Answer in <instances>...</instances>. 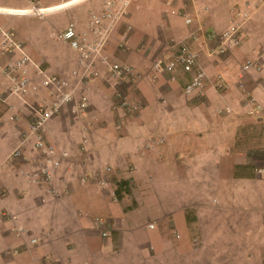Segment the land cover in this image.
I'll use <instances>...</instances> for the list:
<instances>
[{
    "label": "crops",
    "instance_id": "crops-1",
    "mask_svg": "<svg viewBox=\"0 0 264 264\" xmlns=\"http://www.w3.org/2000/svg\"><path fill=\"white\" fill-rule=\"evenodd\" d=\"M191 1L145 0L129 6L125 21L110 34L106 54L139 67V60L155 50L171 54L166 41L171 33L176 41L195 35L197 41L189 42L202 53L207 72L203 93L184 94L191 75L180 67L176 80L152 73L149 81L123 87H129L130 98L142 110L136 117L126 116V124L122 116L125 125L116 121L115 126L102 122L116 110L114 87L103 78L81 85L89 98L88 112L78 121L67 112L49 125L51 145L69 155L54 190L32 183L37 164L27 151L11 159L22 144L21 129L30 121L27 105L15 97L0 101V264H202L206 254L215 264L216 252H234L233 242H242V236L232 239V226L225 221L237 204L240 210L264 208V169L256 165L264 138L252 133L264 127V6L253 15L241 45L211 59L208 48L216 45L213 38L227 28L235 7L253 0ZM102 3L43 0L44 7L64 8L41 16H0V25L14 29L31 58L33 83L39 82V68L70 74L77 55L58 34L71 22L86 32L91 13L101 12ZM26 6L25 0H0V7ZM17 17L41 24L19 29ZM123 22L128 28L122 33ZM217 59H223L224 73L216 77L211 67L216 70ZM248 61L260 69H249L247 75L243 66ZM50 98L41 88L24 100L41 104ZM251 101L262 107L258 115L252 113ZM260 131L255 133L262 135ZM84 140L89 141L85 149ZM250 143L260 148H249ZM92 172L98 176L91 177ZM212 194L218 195L216 202L208 199ZM215 210L222 212L223 229L211 216ZM100 219L105 221L101 227ZM240 226L233 232L242 233Z\"/></svg>",
    "mask_w": 264,
    "mask_h": 264
},
{
    "label": "built area",
    "instance_id": "built-area-1",
    "mask_svg": "<svg viewBox=\"0 0 264 264\" xmlns=\"http://www.w3.org/2000/svg\"><path fill=\"white\" fill-rule=\"evenodd\" d=\"M26 7H0V16H32L45 15L54 12L51 7H44L43 0H25ZM101 12L91 13L88 30L82 32L75 22H71L58 38L77 55L75 68L70 72L73 78L43 72L40 68L35 75L39 83H33L29 76L28 67L31 65L30 56L24 51L23 44L18 42L14 29L0 25V101H7L10 97L19 99L27 105L30 121L26 129H21L22 144L13 152L11 159L24 157L26 151L30 158L37 164L32 173V183L38 187L55 189L56 176L62 167L68 153L58 151L48 139L50 123L69 112L75 121H78L90 109L89 98L81 85L88 81L103 78L115 89L117 103L115 109L124 117H136L141 110V104L132 100L122 88L129 82L140 79L135 67L129 63H119L106 54V44L110 34L113 33L118 23L125 17L126 9L131 0H102ZM264 6V0H253L244 6L235 7L233 17L227 28L216 35L214 47L208 48L207 57L215 59L225 56L233 49L239 47L243 41L244 32L251 22L256 11ZM22 12L19 14L11 13ZM24 13V14H23ZM187 24L192 23L191 18L186 19ZM197 41L195 35L188 39L176 41L171 39L169 48L171 54L158 57L152 64L154 76L167 74L176 80L178 68L191 75V80L184 87L186 96L203 93L207 72L201 65L202 53L195 50L189 42ZM20 53L19 57H16ZM4 59L5 62H2ZM250 67H259L256 62L248 61L243 67L244 71ZM222 85V83H220ZM46 89L50 93V101L41 104H31L24 97L31 90ZM259 105H255L252 113H258ZM14 120V117L11 118ZM89 141H83V149L89 147ZM92 172L91 177H97ZM87 177L83 178V182ZM100 219L98 226L104 224ZM21 231V230H19ZM107 236L106 233L103 234ZM31 244L37 239H31ZM18 253V251H15Z\"/></svg>",
    "mask_w": 264,
    "mask_h": 264
},
{
    "label": "rangeland",
    "instance_id": "rangeland-1",
    "mask_svg": "<svg viewBox=\"0 0 264 264\" xmlns=\"http://www.w3.org/2000/svg\"><path fill=\"white\" fill-rule=\"evenodd\" d=\"M144 1L145 0H131L130 4L128 5V7L126 9L125 16H127L128 13H129L128 12L129 6H132L134 3H138V2L140 3L138 6H141V5H143V2ZM188 1H190L192 3L191 0H188ZM63 4H65V3H61V5H63ZM59 6L57 5V6H54V7H51V8H53L54 11L55 10H60V9L64 8L62 6H60V7ZM2 17L3 18H6V19H9L8 16H2ZM13 19L16 22V25H17V27L19 29H21V28L24 29L25 27H28V26H31L33 28V27L38 26V25L41 24V22H39L37 19H32L31 17H21V18L20 17H17V18H13ZM121 21H125V20L122 19ZM149 21H151L153 23L152 25H154L155 28L156 27H159V29H161V31H162L163 28L161 26H157L158 25V22H157L156 19L154 20L153 18H151V20H149ZM124 23H127V22L121 23V26L124 25V27L121 28V29H123L122 30V33H123V31H124L125 28H128L127 27L128 24H124ZM139 26H141V23L139 24ZM131 27H133V26H131ZM155 30H157V29H155ZM172 34L174 35L175 33H171V35H168L167 36L168 38H167L166 41L168 43L170 42L171 39H175V38H173L175 35L173 36ZM163 38H165V37H163ZM178 41L179 40H177V42ZM163 45H164V43H163ZM106 47H107V45H106ZM162 55L161 54L159 55V53L156 52V50H155V52H153L152 54L146 55L147 56V59L141 58L139 60L140 61L139 63L141 64V66L139 65V67L138 66H135L134 64H132L131 62H129L128 59H125V60L122 59L120 61H117V60L113 59L112 57L111 58L114 61H117L119 63H129V64L133 65L135 67L136 71L138 72L139 76H140V79L139 80H143L144 79V80H148L149 81V80H151L154 77L153 74H152L153 73V71H152V64H153V62H154L155 59H157L158 57H160ZM215 61H216V63H215L214 66L216 67V70H214V68L211 67V72H212V74H214L217 77V75H220V74L223 75V73H224V71L222 70V65H223L224 62H223V59L222 60L221 59L220 60L217 59ZM250 69L252 71L253 70L254 71H256V70L258 71L260 68L259 67H257V68L252 67L251 68L250 67ZM43 72L50 73L47 70H44ZM245 73L247 75H249L250 74V71L247 70V71H245ZM70 75L71 74H69L68 76L66 75V77H69ZM69 79L71 80V82L73 81L72 80L73 78L71 76H70ZM76 82L73 81V83H76ZM183 86L184 85H181V87H183ZM79 89H81V88H79ZM122 91L132 97V95H131L132 92L129 90V87L128 86L125 87V88H122ZM179 91L181 92L182 90H179ZM133 97H134V95H133ZM113 103H114L113 106L115 107V103H117V102L114 101ZM251 105L254 108L255 105H256V103L254 101H251ZM261 111H262V107L259 105L258 113L257 114L254 113V114L258 115ZM121 117H122V115L120 114V112H118L117 110H114V114L110 113L109 116H107V117L104 116L102 118V122H103V124L104 123L106 124L107 122H109V123L115 125L116 121H118L121 124H124V123L126 124V122L129 121L128 119L130 118V117L129 118L126 117L125 120H124L125 122L122 121V122H124V123H122L120 121L121 120ZM28 121H29V119H28ZM26 125H27V123H26ZM24 129H26V128H24ZM259 129H261L260 132H261V134L263 136L260 135V134H257L259 132ZM255 132H257V133H255ZM255 132H252V133L254 135H256L258 139L259 138H264V127H262V128L259 127L258 130L255 131ZM251 142L253 143V141H251ZM249 148H260V146H259V143H258V145H255V144L252 145L251 144V146H249ZM256 165H258L261 169H264V151L262 152L261 158L260 159L258 158V163ZM254 166H255V164H254ZM253 168H254L253 166H249V169L250 170L253 169ZM207 196H208V199L209 200L216 202V199H217V196L218 195L212 194V195H207ZM214 202H212V203H214ZM239 207H240L239 204H237L235 206V210H233L231 212L232 213V216H229L230 217L229 220L228 221H225V222H226V224L228 222H230V224L232 226V233H231L232 239L234 240L233 237H236V236H242V240H241L242 242H238V241L236 243L233 242L236 245V248L233 249L234 252H231L230 245L228 246V248H229V250H230L231 253L221 252V251L220 252H216V255L217 256L215 258V264H264V223H263L264 222V208L261 211H258L257 212L256 210L249 209V208L244 209V210L243 209L240 210ZM211 212H212V215H211L212 217L213 216L217 217L216 220H217V224H218L219 228L223 229L224 228L223 222L220 220V217L222 215L221 210L218 211V212L216 211L215 212V215H214L213 211H211ZM235 219H237V221H234ZM238 219H241V220H238ZM235 223H237V224H235ZM261 223H262V225H260ZM238 225H242V226L239 227V228L242 229V231H243L242 233L241 232L240 233L233 232L234 229L235 230L237 229L236 226H238ZM261 237H263V241L261 240V242H259V241L256 240V239H259ZM218 245H222L223 246V244H220V243ZM241 250H242V252H241ZM213 260H214V258L209 257L208 254H206L204 256V259H202V261H203L202 264H213Z\"/></svg>",
    "mask_w": 264,
    "mask_h": 264
},
{
    "label": "bare ground",
    "instance_id": "bare-ground-1",
    "mask_svg": "<svg viewBox=\"0 0 264 264\" xmlns=\"http://www.w3.org/2000/svg\"><path fill=\"white\" fill-rule=\"evenodd\" d=\"M76 4V3H75ZM70 5H72V4H70ZM67 6H69V5H66V7ZM11 13H14V14H19V13H22V12H19V13H17V12H13V11H11ZM24 14V13H23Z\"/></svg>",
    "mask_w": 264,
    "mask_h": 264
},
{
    "label": "trees",
    "instance_id": "trees-1",
    "mask_svg": "<svg viewBox=\"0 0 264 264\" xmlns=\"http://www.w3.org/2000/svg\"><path fill=\"white\" fill-rule=\"evenodd\" d=\"M127 95H128V94H127ZM128 96H129V95H128ZM129 97H130V96H129ZM132 100H133V99H132ZM141 110H142V105H141ZM141 110H140V112H141ZM140 112H139V113H140Z\"/></svg>",
    "mask_w": 264,
    "mask_h": 264
},
{
    "label": "clouds",
    "instance_id": "clouds-1",
    "mask_svg": "<svg viewBox=\"0 0 264 264\" xmlns=\"http://www.w3.org/2000/svg\"><path fill=\"white\" fill-rule=\"evenodd\" d=\"M79 2H81V1H79ZM63 9V8H62ZM57 11V10H56ZM222 57V56H221ZM219 58V57H218ZM177 79V78H176Z\"/></svg>",
    "mask_w": 264,
    "mask_h": 264
}]
</instances>
